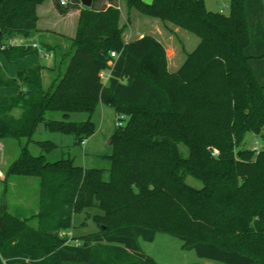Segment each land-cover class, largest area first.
Returning a JSON list of instances; mask_svg holds the SVG:
<instances>
[{"label": "trees", "instance_id": "1", "mask_svg": "<svg viewBox=\"0 0 264 264\" xmlns=\"http://www.w3.org/2000/svg\"><path fill=\"white\" fill-rule=\"evenodd\" d=\"M42 1L0 0V46L6 44L0 54L7 62L39 54L8 43L36 31ZM53 1L60 14L80 4ZM118 1L127 13L134 9L198 39L192 51L181 48L174 72L153 36L123 42ZM39 47L52 51L51 68H24L13 78L0 68V88H20L0 95V139H27L6 174L36 178L39 192L34 227L0 210V264H155L138 240L152 242L157 233L201 259L264 264V149L242 147L246 134L264 130L262 0H229L227 14L207 11L203 0H92L66 50ZM44 72L51 76L46 85ZM98 105L111 107L116 122L126 118L110 137L108 178L69 158L46 162L44 153L56 145L32 141L36 127L80 145L93 132ZM48 112L63 120H45ZM71 112L87 119L67 121ZM28 143L40 153L31 155ZM186 176L201 186L188 185ZM93 208L96 231L71 238L77 243L58 235L74 215Z\"/></svg>", "mask_w": 264, "mask_h": 264}, {"label": "rangeland", "instance_id": "2", "mask_svg": "<svg viewBox=\"0 0 264 264\" xmlns=\"http://www.w3.org/2000/svg\"><path fill=\"white\" fill-rule=\"evenodd\" d=\"M228 3L229 0H203L204 8L207 11H221L220 13L222 14L228 13V7H226ZM122 16L121 22L126 26L123 33L125 32L126 36L129 35V39L137 36L134 33L136 29L145 35L153 33L158 36L163 44L167 70L170 73L174 72L178 68L179 61L184 59L181 48L186 52L192 51L198 42V39L192 33L177 28L170 23H162L157 19H150L134 9L130 10L129 13H126V10L122 9ZM173 30H176V32H173ZM131 32L132 35L130 34ZM190 40H192V43L194 41L195 44H192ZM37 56H39L38 59L41 65L52 63L50 58H42L39 54ZM174 68L176 69L174 70ZM50 77V74L43 73V85L47 84ZM12 114L17 116L19 113L12 111ZM44 117L45 120H63L60 112H48ZM86 119L87 114L84 112H71L66 118L70 122H80ZM116 119L117 116L111 107L98 105L90 116V120L93 123V132L82 144L75 145L73 136L71 135H61L46 131L42 124L36 127L31 140L34 142L49 141L56 145V148L44 153L46 162H55L60 159L69 158L75 166L103 170V178L106 180L108 178L107 170L110 167V161L107 157L112 153L110 137L114 131ZM125 120L126 118L121 117L117 122L123 124ZM26 142V138L0 139V207L4 205L8 206L4 208L6 213H10L34 227L36 219L33 216L38 211L39 202L37 179L25 175L6 174L8 166L17 157L19 150ZM242 147L246 149L257 147V151L264 149V130L258 135L246 134ZM27 149L34 156L40 153V148L35 143H28ZM178 149L183 155L187 154V149L183 143L178 144ZM185 183L195 188L201 186L197 179L190 176L185 177ZM95 211L97 210L93 208L88 210L89 213H85L84 211L78 215H74L71 220L72 226L60 230L58 235L61 238H66L69 242L75 243L76 241H73L71 238L96 231L97 227L89 217ZM138 243L142 252L151 257L155 264H219L214 261L198 258L193 250H183L180 240L167 234L157 233L152 242L138 240Z\"/></svg>", "mask_w": 264, "mask_h": 264}, {"label": "crops", "instance_id": "3", "mask_svg": "<svg viewBox=\"0 0 264 264\" xmlns=\"http://www.w3.org/2000/svg\"><path fill=\"white\" fill-rule=\"evenodd\" d=\"M142 1L146 4H150L152 0H142ZM262 3L264 6V0H262ZM82 8H85V7L79 4L78 7L74 9H69L64 14H60L56 9L53 0H43L42 3L37 5L35 9L36 31L32 32L31 36L27 39L18 38L19 39L18 42L23 45L36 43L38 46H40L41 44V45H44L45 47H53L54 49L58 48L60 50H66L69 39H72L75 36L78 18H79V14ZM122 9L125 11L123 2L119 1L118 10L120 11V25H123L121 22V19L123 17ZM144 20L156 22V21L149 20V19H144ZM132 22H134V20H132ZM173 32H176V30H173ZM134 33L137 34V36H135L134 38L132 37V39H129L128 38L129 35L126 36L125 32L122 33L123 42L126 43L130 40H133V39L141 37L142 35H145L141 33L140 30H137V29L134 31ZM130 34L132 35V32ZM147 34L153 36L160 44H162L158 36H156V34H153V33H147ZM190 42L192 43V40H190ZM192 44H195L194 41ZM47 54H48V57H42L40 54L39 55L42 58H50L52 60V63H50L49 65H43L47 68H51L53 66V61H54L53 56H52V51H50ZM38 57L39 56H37V54H29L22 58L16 59L12 62H7L5 58L0 54V68L2 69L3 73L8 78H13L15 77V74L18 71L24 68L41 65L39 63L40 60L38 59ZM182 61L183 60L179 61L180 63L178 64V67L180 66ZM176 68H174V70ZM108 75H109V71H104L101 73V80L103 84L107 82ZM19 89L20 88L18 87L0 88V95H14L19 91ZM15 112L19 113V110H15ZM5 206L6 205L1 206L0 210H4V208L8 207V206L6 207ZM75 243H77V241Z\"/></svg>", "mask_w": 264, "mask_h": 264}, {"label": "built area", "instance_id": "4", "mask_svg": "<svg viewBox=\"0 0 264 264\" xmlns=\"http://www.w3.org/2000/svg\"><path fill=\"white\" fill-rule=\"evenodd\" d=\"M64 4H65V0H61V1H60V5H64ZM18 41H19L18 38H14V39L10 40L8 44H9V45H23V44L19 43ZM23 46H29V47H31V48H34V49H36V50L38 51V53H39L42 57H48V54H47L46 52H43V51L40 49V47H39L36 43H31V44L23 45ZM5 47H6V44H5V45H1V46H0V50H3ZM115 125H116V126H119V125H121V122H116ZM82 143H83V142H82ZM82 143H81V144H82ZM252 150L257 151V147H253ZM214 153H215V152H214ZM214 153H213V154H214Z\"/></svg>", "mask_w": 264, "mask_h": 264}, {"label": "water", "instance_id": "5", "mask_svg": "<svg viewBox=\"0 0 264 264\" xmlns=\"http://www.w3.org/2000/svg\"><path fill=\"white\" fill-rule=\"evenodd\" d=\"M80 5L85 8H90L92 0H79Z\"/></svg>", "mask_w": 264, "mask_h": 264}]
</instances>
